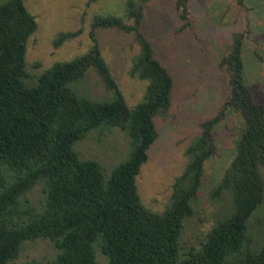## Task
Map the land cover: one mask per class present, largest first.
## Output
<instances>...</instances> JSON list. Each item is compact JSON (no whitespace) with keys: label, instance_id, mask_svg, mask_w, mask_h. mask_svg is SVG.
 <instances>
[{"label":"trees","instance_id":"1","mask_svg":"<svg viewBox=\"0 0 264 264\" xmlns=\"http://www.w3.org/2000/svg\"><path fill=\"white\" fill-rule=\"evenodd\" d=\"M150 1L127 3L131 24L96 17L86 54L37 74L26 61L38 29L35 16L25 0L0 2V264H19L26 245L38 240L49 242L53 254L24 264H98L97 253L108 264H264V236L256 239L251 233L252 219L264 203V105L246 82L244 33L233 36L220 64L229 96L185 150V168L174 181L167 208L153 212L141 201L137 178L158 139L156 120L168 115L175 88L142 31L144 5ZM176 9L183 32L191 26L189 0H176ZM100 29L132 33L140 47L129 75L144 81L146 89L134 107L102 55ZM81 34V29L61 33L54 45ZM91 71L106 96L81 88ZM230 114L239 121L235 158L210 194L225 202L224 209L199 244L189 245L186 222L195 216L206 164L217 152L214 129ZM114 128L129 144L122 163L108 169L76 151L91 133Z\"/></svg>","mask_w":264,"mask_h":264},{"label":"rangeland","instance_id":"2","mask_svg":"<svg viewBox=\"0 0 264 264\" xmlns=\"http://www.w3.org/2000/svg\"><path fill=\"white\" fill-rule=\"evenodd\" d=\"M129 1L25 0L38 23V29L28 43L29 71L37 74L55 63L86 54L92 45V23L98 16L119 17L131 24L126 20ZM189 11L191 26L179 32L182 22L176 0H152L144 5L142 31L152 44L156 58L175 80L172 107L165 118L156 120L158 139L137 178L143 205L159 213L167 208L174 181L183 173L185 150L200 135L201 125L220 112L229 96L227 72L220 64L230 52L233 36L237 33L245 34L242 58L247 85L255 101L264 105V0H189ZM80 29L82 34L77 38L59 47L54 45L59 34ZM96 37L128 105L136 106L144 96L146 83L129 75L132 59L140 52L134 35L116 29H100L96 31ZM35 64H40L39 68L35 69ZM81 88L96 97L106 96L94 71ZM238 122L230 114L214 129L217 152L206 164L195 203V216L186 222L185 242L189 245L199 244L224 209V201H215L210 194L235 158ZM75 147L83 158L95 160L108 169L122 163L129 153L127 137L115 128L103 134L93 132ZM38 196L36 190L34 197ZM251 229L254 238L264 236V203L253 217ZM52 254L49 242L38 240L26 245L18 263ZM97 261L108 264L101 253H97Z\"/></svg>","mask_w":264,"mask_h":264}]
</instances>
